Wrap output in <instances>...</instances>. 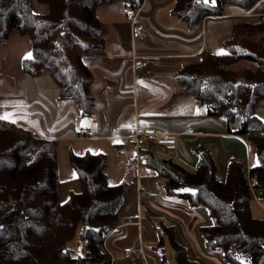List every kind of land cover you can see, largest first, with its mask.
Returning a JSON list of instances; mask_svg holds the SVG:
<instances>
[{
    "label": "trees",
    "instance_id": "obj_1",
    "mask_svg": "<svg viewBox=\"0 0 264 264\" xmlns=\"http://www.w3.org/2000/svg\"><path fill=\"white\" fill-rule=\"evenodd\" d=\"M36 1L46 6L45 13H34L31 0H0V44L12 30L27 34L31 57L22 61L23 71H48L58 98L72 100L79 114L88 116L94 104L93 75L83 56L103 50L106 33L97 10L120 2L133 16L143 0ZM254 1L175 0L171 14L192 27L204 17L220 15L224 4L246 10ZM222 45L223 54L200 53L182 64L176 78L184 93L204 106L205 115L223 118L228 134L251 144L256 165L246 168L232 159L220 180L204 148L197 149L194 171L146 149L138 158L162 179L166 196L206 208L211 223L199 232L209 252L231 264H264V219L253 218L249 204L253 195L264 200V120L254 114L264 100V21L234 22ZM240 61L254 66L238 67ZM68 161L79 190L61 200L55 142L0 122V264H110L104 234L117 226L131 183L127 178L107 183L103 153L70 150ZM155 229L157 248L162 251L167 240L177 264H202L176 241L173 226L157 223Z\"/></svg>",
    "mask_w": 264,
    "mask_h": 264
},
{
    "label": "crops",
    "instance_id": "obj_2",
    "mask_svg": "<svg viewBox=\"0 0 264 264\" xmlns=\"http://www.w3.org/2000/svg\"><path fill=\"white\" fill-rule=\"evenodd\" d=\"M174 1H142L133 15L145 28L142 40L131 37L133 16L123 3L98 8L97 15L106 27L104 47L83 56V63L93 75L94 104L88 116H81L72 100L58 98L57 86L48 71L37 75L23 71L22 61L31 54L27 34L12 30L0 44V116H9L0 122L55 142L59 198L65 200L70 192L79 190L68 161L70 150L76 155L86 151L105 154L107 183L115 185L123 178L131 183L118 224L104 242L110 264H171L168 241L164 240L162 251L157 248V223L173 226L176 241L191 259L202 264H231L204 246L199 228L211 223L206 208L190 207L183 200L166 196L162 179L137 158L141 149L155 156L151 148H156L158 159H167L187 171H194L198 165L197 149H207L220 180L225 179L232 159L246 168L257 163L251 144L241 136L228 134L223 118L205 115V108L184 93L176 78L182 64L195 60L200 53L223 52L222 41L229 37L233 23L245 17L244 13L223 11L188 27L171 14ZM31 8L37 14L46 11V6L36 0H31ZM132 56L156 58L148 61L149 75L141 74L137 79L139 90L134 89ZM254 114L264 120V100ZM135 125L175 134L174 147L134 146L128 136ZM129 157L137 158L135 170L127 166ZM249 204L251 216L264 219V200L253 195ZM125 247L133 248L137 256L124 258Z\"/></svg>",
    "mask_w": 264,
    "mask_h": 264
},
{
    "label": "built area",
    "instance_id": "obj_3",
    "mask_svg": "<svg viewBox=\"0 0 264 264\" xmlns=\"http://www.w3.org/2000/svg\"><path fill=\"white\" fill-rule=\"evenodd\" d=\"M134 17L135 16H133V18L131 19L130 35L132 38L142 40L145 38V28L142 24H139ZM258 17L260 20L264 21V15H259ZM152 59H156V58L132 56V78H133L135 90H139L141 87L136 82L137 79L141 76V74L144 76L149 75L150 71L148 68V61ZM187 131L191 132V130H187ZM128 140L136 147H139L143 144H155V145L163 146L165 149H172L176 142V136L175 134L172 133H165L157 129L145 128L143 126L135 125L128 136ZM137 158L136 157L127 158L126 163L130 170H135L137 168ZM148 194L149 193H147V195ZM127 221L130 220L128 219ZM115 227L105 232L104 241H103L104 248H105L104 242L106 238L109 236L110 232ZM105 250L107 251L106 248ZM122 254L124 258H132L137 256V252H135L131 247L123 248Z\"/></svg>",
    "mask_w": 264,
    "mask_h": 264
},
{
    "label": "rangeland",
    "instance_id": "obj_4",
    "mask_svg": "<svg viewBox=\"0 0 264 264\" xmlns=\"http://www.w3.org/2000/svg\"><path fill=\"white\" fill-rule=\"evenodd\" d=\"M209 2L212 3L213 0H209ZM223 11L225 12V14H228L229 11H241V12L244 13V16L245 17L239 18L240 20L257 21V20H259V17H258V14H255V13H258L260 11H263L264 12V0H255L252 3V5L250 6V8L249 9H246V10L241 9L237 5L227 3V4H224L223 5L222 12ZM235 19H237V18H235ZM229 20L230 19H226V21H228V22H229ZM237 66L238 67H241V66H251V67H253L254 65H252L251 63L246 62V61H240ZM201 106H203V105H201ZM202 108H204V106ZM151 150H152V152L154 154H156L157 156H160V153H159V150L158 149L151 148ZM164 157H167L168 158V156H164ZM74 240L78 241V236L77 235L75 236V239ZM70 243H71V241L68 243V246L69 247H70ZM171 256H172V253H171ZM165 260L166 261L169 260L168 259V250L166 252V258H165ZM171 264H176V262L173 259H171Z\"/></svg>",
    "mask_w": 264,
    "mask_h": 264
},
{
    "label": "snow or ice",
    "instance_id": "obj_5",
    "mask_svg": "<svg viewBox=\"0 0 264 264\" xmlns=\"http://www.w3.org/2000/svg\"><path fill=\"white\" fill-rule=\"evenodd\" d=\"M205 2H208V0H205ZM214 2V0H213ZM218 54H223V53H218ZM31 57V54H29L28 58ZM0 119H9V116L8 115H4V116H0ZM12 122H15L14 120Z\"/></svg>",
    "mask_w": 264,
    "mask_h": 264
},
{
    "label": "water",
    "instance_id": "obj_6",
    "mask_svg": "<svg viewBox=\"0 0 264 264\" xmlns=\"http://www.w3.org/2000/svg\"><path fill=\"white\" fill-rule=\"evenodd\" d=\"M235 84H239V82L237 81V82H235Z\"/></svg>",
    "mask_w": 264,
    "mask_h": 264
}]
</instances>
